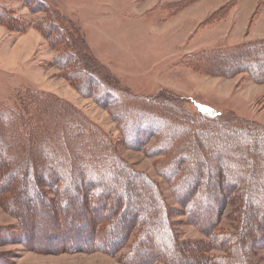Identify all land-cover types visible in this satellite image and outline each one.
<instances>
[{"label": "trees", "instance_id": "1", "mask_svg": "<svg viewBox=\"0 0 264 264\" xmlns=\"http://www.w3.org/2000/svg\"><path fill=\"white\" fill-rule=\"evenodd\" d=\"M20 1L44 9L39 30L56 49L54 67L82 97L107 111L120 136L113 141L51 92L28 91L14 106L0 104V200L2 193L11 194L8 204L21 228L37 223L53 240L86 235L97 248L119 253L123 264H263L264 124L234 112H192L169 91L132 95L92 56L73 23L43 1ZM195 1L174 6L183 10ZM0 24L25 29L1 4ZM190 58L199 74H241L264 84L262 39ZM121 147L157 157L155 170L180 209H170L158 186L119 156ZM228 208L231 227L223 230ZM176 215L204 238L180 239ZM111 235L113 242L106 243Z\"/></svg>", "mask_w": 264, "mask_h": 264}, {"label": "rangeland", "instance_id": "2", "mask_svg": "<svg viewBox=\"0 0 264 264\" xmlns=\"http://www.w3.org/2000/svg\"><path fill=\"white\" fill-rule=\"evenodd\" d=\"M40 1L73 23L92 56L111 72L119 87L132 95L155 96L169 91L183 97L192 112H234L264 124V84L241 74L229 79L206 76L188 63L191 56L203 50L264 40V0H197L183 10L181 5H174L186 0ZM0 4L25 26L19 33L0 24V104L14 106L16 99L28 91L51 92L69 101L118 141L119 131L107 111L82 97L54 67L56 49L39 30L46 17L44 9L20 0H0ZM118 152L135 172L158 186L170 209H180L168 184L155 170L157 157L123 147ZM1 196L2 264H123L119 253L110 255L97 248L86 235L63 234L53 240L51 234L39 231L37 223L22 229L8 204L11 194ZM30 204L28 207H32ZM224 212L221 229L230 230L231 221L226 217L230 209ZM173 220L183 241L204 238L185 216L176 215ZM114 238L111 235L105 242ZM258 252L264 264V250Z\"/></svg>", "mask_w": 264, "mask_h": 264}]
</instances>
